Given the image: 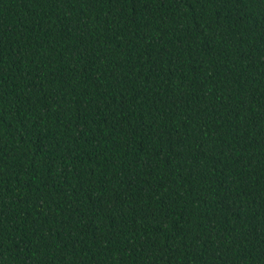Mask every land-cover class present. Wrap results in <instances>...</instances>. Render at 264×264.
<instances>
[{
  "label": "trees",
  "instance_id": "16d2710c",
  "mask_svg": "<svg viewBox=\"0 0 264 264\" xmlns=\"http://www.w3.org/2000/svg\"><path fill=\"white\" fill-rule=\"evenodd\" d=\"M0 264H264V0H0Z\"/></svg>",
  "mask_w": 264,
  "mask_h": 264
}]
</instances>
